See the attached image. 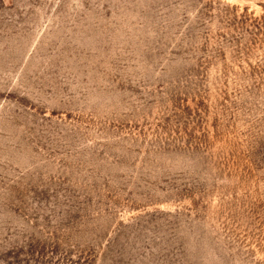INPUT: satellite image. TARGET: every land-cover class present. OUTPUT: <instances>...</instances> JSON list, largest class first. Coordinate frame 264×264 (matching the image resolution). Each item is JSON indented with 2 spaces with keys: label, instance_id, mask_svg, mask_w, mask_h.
Returning <instances> with one entry per match:
<instances>
[{
  "label": "rangeland",
  "instance_id": "1",
  "mask_svg": "<svg viewBox=\"0 0 264 264\" xmlns=\"http://www.w3.org/2000/svg\"><path fill=\"white\" fill-rule=\"evenodd\" d=\"M0 264H264V0H0Z\"/></svg>",
  "mask_w": 264,
  "mask_h": 264
}]
</instances>
